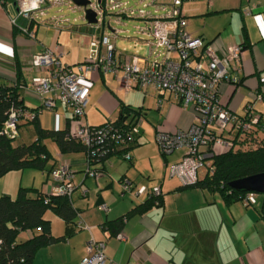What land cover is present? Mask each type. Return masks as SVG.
I'll use <instances>...</instances> for the list:
<instances>
[{"label":"crops","instance_id":"obj_1","mask_svg":"<svg viewBox=\"0 0 264 264\" xmlns=\"http://www.w3.org/2000/svg\"><path fill=\"white\" fill-rule=\"evenodd\" d=\"M181 12L185 29L212 43L219 53H224L229 44L243 46L241 84L235 86L223 82L220 89L225 105L240 115L245 114L246 105H254L250 98L264 90V0H182ZM16 16L19 24L27 23L25 18L18 16L15 1L5 3L0 0V85L18 84L24 103L37 107L39 101L35 97L33 79L48 75L49 69L45 65H34L33 55L52 48L63 52L61 58L66 64L86 61L95 34L88 29L84 31L82 26H54L49 17L31 24L35 32L32 36L13 22ZM144 36L147 39H141L146 42L151 37L148 31ZM117 49L121 59L132 56ZM170 55L178 58L175 52ZM140 64L144 65V62ZM132 90L126 91L112 73H94L88 106H96L106 118L92 124L117 118L121 102L139 109L138 114L145 111L146 118L151 115L158 124L155 125L156 132L159 129L175 132L193 124L194 107L184 104L174 93L151 87L139 92ZM55 109L58 112L52 116L56 122L54 127H66L73 115L72 110L61 102ZM88 111L86 109L89 121ZM41 114L38 116L40 123L50 127L44 125ZM144 134L145 131L140 130L136 136L131 160L117 153L93 162L91 168L104 172L98 179L88 174L85 151L63 152L53 139L54 145L49 146L53 153L49 168L13 169L0 177V195L10 193L15 197L21 186L37 187L45 194H55L60 185L52 178L51 169L63 162L74 169L76 187L71 199L79 210L76 230L41 247L34 257V264H81L92 237L105 241L107 255L122 264H264L261 199L257 198L254 204H245L240 199L227 201L218 190L184 186L169 171L170 164L181 159L184 146L175 148L170 156L163 154L164 162L161 160L160 163L154 141L150 140L152 152H144L147 147L142 146L145 144ZM232 134L236 136L238 133L232 131ZM48 139L45 140L47 144ZM206 153L210 154L209 151ZM125 177L134 183L160 184L163 202L129 216L116 234L107 222L126 214L150 197L144 194L138 198L128 192L120 194L123 190L120 182ZM103 203L107 204V210L99 208ZM50 210L46 216L51 219L53 234L63 235L65 219L52 210L49 214ZM119 233L124 237H119Z\"/></svg>","mask_w":264,"mask_h":264},{"label":"built area","instance_id":"obj_2","mask_svg":"<svg viewBox=\"0 0 264 264\" xmlns=\"http://www.w3.org/2000/svg\"><path fill=\"white\" fill-rule=\"evenodd\" d=\"M72 0H15L18 16L27 20L19 24L17 16L13 22L23 31L34 36L31 24L43 22L47 9ZM153 3L155 13L145 8L139 10V16L145 18L147 25L140 31H148L151 39L148 56L132 54L127 59H121L117 53V29L95 34L89 57L86 61L70 65L62 61L63 52L59 49L45 48L33 55L34 65L46 66L49 74L36 76L33 86L39 99L37 107L20 104L14 105L1 128V133L12 138L20 134V124L37 117L44 108L55 109L58 103L70 108L73 115L70 119V133L86 145V163L88 174L99 178L103 175L100 169L91 168L93 162L108 159L111 155L121 154L131 160V146L140 133L138 124L142 121L141 114H134L123 123L115 119H107L101 124H92L86 119V108L89 102L92 75L94 73H112L120 81L121 86L130 91L134 88H155L161 92H172L184 104L194 107L195 120L188 129L175 132L159 129L157 140L162 153H170L177 146H185L186 152L182 158L171 164V174L177 176L183 185H191L200 178L202 167H213L205 148L212 147L216 151L226 150L234 146L232 131L245 132L255 126L260 113L254 112L252 103L246 105V113L240 115L225 105L222 100L220 85L229 82L239 86L242 82V49L241 44L227 45L224 53H219L216 47L205 42L202 36H195L184 27L182 17V0H170V8L165 13L157 14L167 3L161 0H150L144 4ZM128 0H106L103 6L98 0H91L89 6L97 11V25H103L105 15L109 10L128 15L130 9ZM132 10V9H131ZM133 12V10L131 11ZM59 25V20L52 17ZM104 46V47H102ZM175 52L178 58L170 55ZM143 61L144 65L140 62ZM262 99V93L255 94ZM52 178L60 185L58 193L71 197L76 182L74 169L67 162L60 163L51 169ZM122 192H132L139 196L162 195L160 184L137 186L130 178L121 180ZM239 199L245 204L257 201V192L244 190ZM107 210L106 203L99 205ZM119 237H124L122 233ZM2 240H0L1 246ZM81 264H122L110 258L106 253V242L92 237L87 244L86 254ZM127 264H138L130 262Z\"/></svg>","mask_w":264,"mask_h":264},{"label":"trees","instance_id":"obj_3","mask_svg":"<svg viewBox=\"0 0 264 264\" xmlns=\"http://www.w3.org/2000/svg\"><path fill=\"white\" fill-rule=\"evenodd\" d=\"M8 1L15 0H4L5 3ZM105 1L102 0L103 6ZM261 92L264 98V90ZM121 103L120 113L115 118L118 123L131 119L135 112L140 111ZM20 104H24V100L18 84L0 85V177L13 169L49 168L48 162L53 157V153L45 141L47 138L53 139L63 152L85 151L86 153L87 148L83 141L70 133V123L64 128L44 127L40 123L39 115L24 122L35 125L37 136L32 141L16 143L15 138L2 134L1 128L11 108ZM22 125L23 122L20 127ZM236 131L238 134L233 135L234 146L231 148L222 151H216L212 147L205 148V151L210 153L206 159L211 161L213 167L206 170L204 177H200L196 183L191 184L218 190L227 201L239 199L244 191L231 187L229 185L231 180L264 170L263 114L260 112L258 123L250 130ZM162 202L163 195L150 196L126 214L109 220L108 227L117 234L129 216L143 213ZM50 209L65 219L66 231L63 235L53 234L51 219L46 216V212ZM261 212L264 215V193L261 198ZM78 214V208L67 194H45L39 188L31 186H21L15 197L10 193L1 194L0 264H34V257L41 247L75 232ZM26 229L32 230L33 234L20 239V232Z\"/></svg>","mask_w":264,"mask_h":264},{"label":"rangeland","instance_id":"obj_4","mask_svg":"<svg viewBox=\"0 0 264 264\" xmlns=\"http://www.w3.org/2000/svg\"><path fill=\"white\" fill-rule=\"evenodd\" d=\"M146 1L150 0H128V4L126 6H129L130 9L128 10V15H123L120 14L116 10H109V12L106 13L105 15V21L103 25H97L96 23H89L86 18H85V11L83 6H76L74 5L71 1H67L66 3L59 4V5H54L51 6L47 9V14L42 17L43 18H52L56 17V20H59V25L56 24V21H53L54 26L61 27V28H68L71 26H82L84 31L88 29L90 33L93 34H98L99 32L101 33L102 29H105L107 32H112L113 29L118 30V36L116 38H112L113 41L116 42V45L118 48L122 49L124 53H130V54H140V55H145L148 56L149 53V45L147 44L146 40H142L141 38H146L145 32L140 31V28L143 26L147 25V22L145 18H142L139 16V10L141 8H145L147 11L155 13V5L153 3H149L148 5H145L144 3ZM170 8V5H166V9L161 8L157 14H162L165 13L167 9ZM133 12H131L132 10ZM87 32V31H86ZM151 39V37H148ZM147 39V38H146ZM126 90V89H125ZM143 91L144 89L142 88H135L132 91L134 92H139ZM127 91V90H126ZM133 92V93H134ZM123 94L125 95V91H123ZM37 100L39 101L38 97L35 96ZM251 100H254V112L256 113H262L264 117V98L262 99H257L255 94L250 98ZM88 108L89 111H88ZM89 114V122H99L101 119L106 118L103 112H101L96 106L91 107L90 105L86 108ZM246 110V108H245ZM43 112V113H42ZM40 114L42 117H44V125H48L50 127H54L56 122L53 121L52 116H55L56 113L58 112V109H48L44 108ZM141 113L142 116V121L138 124V127L140 130H144V139H145V144L143 143L142 146H147L144 149L145 153H150L152 152V149L150 147V140L154 141L158 150V154L160 158L158 157V160L161 163L164 162V157L163 153L160 150L159 143L157 140V132H156V126L158 125L155 120H152L153 117L151 115L145 116V111H142ZM237 113V111H236ZM239 114V113H238ZM112 117H115L113 115ZM93 118V119H92ZM154 121V122H152ZM145 123V125H144ZM37 136L36 134V128L34 123H24L20 127V134L15 138L16 143H21V142H30L33 139H35ZM149 142V143H148ZM48 144L49 146H53L54 142L52 139H48ZM149 144V145H148ZM140 146V145H139ZM138 147V146H137ZM180 146H177L176 148L178 149ZM183 147V146H182ZM185 152H186V147ZM184 152V153H185ZM168 156L171 155V153H167ZM184 155V154H183ZM182 155V156H183ZM182 158V157H181ZM156 160V158H155ZM174 163V162H173ZM51 164V163H50ZM49 164V165H50ZM151 164V163H150ZM172 164V163H171ZM171 164L169 166V171L171 174ZM48 165V166H49ZM87 168V166H86ZM206 172V168L202 167L199 170V175L202 176ZM172 175V174H171ZM175 176V175H173ZM177 177V176H176ZM178 178V177H177ZM121 187L122 183L120 182ZM137 186H139L141 183H135ZM121 194V191H120ZM128 194L134 195L131 192H128ZM144 197V194L139 195L138 198ZM257 198L260 200L262 198V193L257 192ZM52 211H49V214ZM38 231V230H37ZM33 232L32 230H22L19 234L20 239H25L32 235Z\"/></svg>","mask_w":264,"mask_h":264},{"label":"water","instance_id":"obj_5","mask_svg":"<svg viewBox=\"0 0 264 264\" xmlns=\"http://www.w3.org/2000/svg\"><path fill=\"white\" fill-rule=\"evenodd\" d=\"M76 6H83L85 18L89 23L98 22L97 11L89 6L91 0H72ZM102 2V0H98ZM229 185L235 189L253 190L259 193H264V170L242 177L235 178L229 182Z\"/></svg>","mask_w":264,"mask_h":264}]
</instances>
